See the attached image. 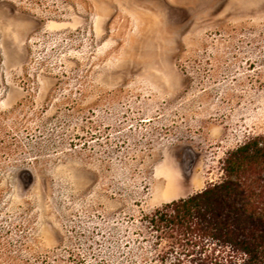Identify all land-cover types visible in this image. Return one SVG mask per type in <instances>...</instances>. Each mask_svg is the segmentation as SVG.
<instances>
[{
	"label": "rangeland",
	"instance_id": "obj_1",
	"mask_svg": "<svg viewBox=\"0 0 264 264\" xmlns=\"http://www.w3.org/2000/svg\"><path fill=\"white\" fill-rule=\"evenodd\" d=\"M259 134L264 0H0V264H176L140 217Z\"/></svg>",
	"mask_w": 264,
	"mask_h": 264
},
{
	"label": "trees",
	"instance_id": "obj_2",
	"mask_svg": "<svg viewBox=\"0 0 264 264\" xmlns=\"http://www.w3.org/2000/svg\"><path fill=\"white\" fill-rule=\"evenodd\" d=\"M221 163L219 180L140 217L138 235L162 261L264 264V134Z\"/></svg>",
	"mask_w": 264,
	"mask_h": 264
}]
</instances>
